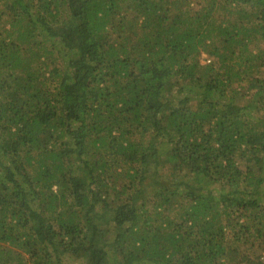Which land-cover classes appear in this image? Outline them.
I'll use <instances>...</instances> for the list:
<instances>
[{"label":"trees","instance_id":"1","mask_svg":"<svg viewBox=\"0 0 264 264\" xmlns=\"http://www.w3.org/2000/svg\"><path fill=\"white\" fill-rule=\"evenodd\" d=\"M264 264V0H0V264Z\"/></svg>","mask_w":264,"mask_h":264},{"label":"rangeland","instance_id":"2","mask_svg":"<svg viewBox=\"0 0 264 264\" xmlns=\"http://www.w3.org/2000/svg\"><path fill=\"white\" fill-rule=\"evenodd\" d=\"M67 263H68V264H78V263H76V262H74V261H67Z\"/></svg>","mask_w":264,"mask_h":264}]
</instances>
